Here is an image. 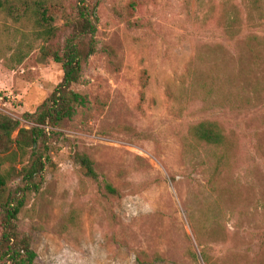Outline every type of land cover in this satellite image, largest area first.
I'll return each instance as SVG.
<instances>
[{"label": "rangeland", "instance_id": "rangeland-1", "mask_svg": "<svg viewBox=\"0 0 264 264\" xmlns=\"http://www.w3.org/2000/svg\"><path fill=\"white\" fill-rule=\"evenodd\" d=\"M96 1L97 51L72 87L88 103L46 127L36 144L48 159L43 184L16 221L33 264H264V0L259 26L244 25L240 0ZM229 18L241 30L232 39ZM61 78L37 51L15 70L0 62V114L33 127L25 115ZM204 120L223 127L226 145L185 155L189 127ZM75 153L92 160L96 181ZM221 154L213 193L208 173Z\"/></svg>", "mask_w": 264, "mask_h": 264}, {"label": "trees", "instance_id": "trees-1", "mask_svg": "<svg viewBox=\"0 0 264 264\" xmlns=\"http://www.w3.org/2000/svg\"><path fill=\"white\" fill-rule=\"evenodd\" d=\"M260 3L261 0H240L245 12L244 25H260L263 19ZM97 7L96 0H0V14L7 22L0 25V32L8 38L4 48L0 46V62L7 69L15 70L37 51L39 63L52 61L59 64L62 71L61 81L51 94L35 112L25 115L33 127L22 128L18 121L0 114V264H33L36 258L31 237L18 230L16 221L26 200L43 184L48 159L36 144L46 138V127L56 128L88 103L87 98L74 92L72 87L79 83L83 66L97 51ZM229 19L223 32L232 39L238 37L241 30L234 31L233 20ZM247 38V45L258 39L255 35ZM247 51L252 59L256 58L254 48ZM107 53L114 57L108 47ZM213 68L217 72L218 67ZM227 68L223 63V87ZM207 75L216 83L217 74ZM205 79L201 84L208 96L212 86L209 84L208 88ZM187 134L184 154L195 158L200 148L220 150L226 145L224 129L214 121H199L189 127ZM73 160L86 178L97 180L94 164L87 155L75 153ZM212 161L207 186L214 193L216 181L224 171L225 158L222 154L215 155ZM16 181L19 185L12 187ZM106 190L113 195L117 193L111 185H107ZM210 209L207 207L208 212ZM209 219L217 223L214 215L209 214L206 222ZM190 255L196 262V255L193 252ZM201 258L205 263L208 261L204 254Z\"/></svg>", "mask_w": 264, "mask_h": 264}]
</instances>
